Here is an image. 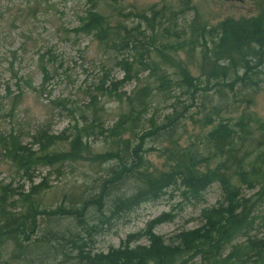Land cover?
Segmentation results:
<instances>
[{"label": "trees", "instance_id": "16d2710c", "mask_svg": "<svg viewBox=\"0 0 264 264\" xmlns=\"http://www.w3.org/2000/svg\"><path fill=\"white\" fill-rule=\"evenodd\" d=\"M80 31L94 32L101 48L117 57L125 77L116 84L135 80L137 87L127 95L118 94L113 82L100 86L107 91L106 97L115 98L123 107L107 129L98 123L101 113L94 108L92 118L86 115L84 124L74 126L68 136L39 130L33 135L34 139L40 137L35 142L39 145L37 152L24 147L19 134L0 135V150L5 152L7 161L26 173L41 163L53 166L89 160L91 164L106 165L105 176L94 195L77 197L70 207L64 204L42 209L39 196L43 188L37 186L26 194L17 193V201H10V186L0 187V264H189L193 255H199L201 264H264V236L251 234L255 219L247 211L246 200H239L237 193L240 184L259 178L258 172L264 165V120L240 112L236 130L228 129L223 122L206 129L222 108L233 102L228 101L227 86L243 83L250 87L255 76L258 78L264 61V15L225 20L221 24V36L212 57L204 56L214 65L209 82L214 80L215 87L221 86L216 92L220 102L211 108L207 101L215 103L214 99L208 95L201 99L198 94L203 85L198 83L201 79L192 75L183 60L161 47L148 46L137 29L120 23L112 26L107 15L95 10L83 19ZM201 36L190 43L196 45L204 39L198 38ZM177 44L186 46L188 42L179 39L165 46ZM254 58L256 61L252 62ZM168 67L175 73L168 72ZM144 72L148 75L141 79ZM229 89L233 96L240 93L234 87ZM250 91L243 90L245 102L250 101ZM158 97L167 102V113L157 120L154 114L146 119ZM199 101L204 102V115L195 118L201 109ZM187 120H192L194 126L200 125V131L185 140L184 134L189 132L184 123ZM96 131L108 147L104 152H94L86 137ZM146 138L161 139V147L156 149L164 157L162 168H150ZM254 153L257 156L251 159L249 156ZM216 181H221L231 196L230 206L221 210V220L210 222L207 229L181 236L182 248L165 244L153 232L163 221L161 217L149 226L148 247L135 245L140 239L138 234L106 252L93 249V237L113 218L136 210L149 199L160 198L173 185L200 193ZM43 214L48 215L52 228L41 227L39 217ZM65 221L68 225L63 230L59 226ZM240 235L247 236L245 242L234 244L226 253L224 248Z\"/></svg>", "mask_w": 264, "mask_h": 264}, {"label": "rangeland", "instance_id": "374dc122", "mask_svg": "<svg viewBox=\"0 0 264 264\" xmlns=\"http://www.w3.org/2000/svg\"><path fill=\"white\" fill-rule=\"evenodd\" d=\"M95 10L107 15L112 26L120 23L128 29H137L140 37L152 49L161 47L183 60L192 75L201 79V82L198 79V83L203 84L198 92L201 99H204V95L214 99L215 103L207 101V106L211 108L220 102L216 92L221 86L215 87L214 80L209 82L214 65L210 58L204 56L212 57L221 36L220 26L225 20L239 21L264 15V0H0L2 137L19 134L23 146L37 152L39 145L35 142L40 137L34 139L33 135L39 130L55 136L62 133L68 136L74 126L84 124L86 115L92 118L94 108L100 110L98 123L103 128H109L117 119L123 109L122 104L113 97H106L107 91L100 86L104 82L108 85L122 81L125 77L123 69L112 51L101 48L94 32L80 31L83 19H87ZM197 36L204 39L193 46L190 42ZM179 39H184L188 44L165 46V43ZM255 61L256 58L252 60ZM168 72L175 73L170 67ZM147 75L144 72L140 78ZM253 80L250 87L239 83L225 88L230 93L228 101L231 99L233 102L228 104V108L223 107L220 115L206 129L223 122L228 129L236 130L235 123L240 112L264 120V61L258 70V78L255 76ZM136 87V81L131 80L122 85L116 84L115 89L118 94L128 95ZM231 87L240 90V93L233 96L229 89ZM248 88L251 89L247 94L250 101L245 102L243 90ZM156 102L149 108L146 119L154 114L157 120L167 113L168 110L164 108L167 102L160 97ZM199 104L201 109L195 118L204 115V102L199 101ZM184 123L189 131L184 134L185 140L199 133L197 127L200 125L194 126L192 120ZM86 137L94 152L108 149L97 131ZM150 139L146 138L150 168H162L164 157L156 149L161 147V139ZM256 156L254 153L249 157L254 159ZM105 168L106 165L91 164L87 160L53 166L41 163L26 173L14 168L7 161L5 152L0 150V187H11L10 201H17V193L26 194L37 186L43 188L39 196L42 209L49 210L64 204L70 207L75 198L94 195L105 176ZM258 176L253 183H239L240 189L236 192L239 200H246L247 211L255 219L251 234L264 236V165ZM196 192L173 185L164 190L160 198L149 199L136 210L113 218L110 224L102 226L99 235L93 237V249L103 253L121 246L130 236L138 234L140 239L135 245L148 247L149 226L153 220L161 217L163 221L154 227L153 232L165 244L182 248L184 241L181 236L203 231L210 226V222L220 221V211L232 202L221 181L208 185L200 193ZM238 205L242 207L241 202ZM47 216L43 214L39 217L41 227L50 226ZM67 222H61L59 227L64 230ZM246 237L240 235L224 248L225 252H229L234 244L244 243ZM188 262L202 263L199 255H193Z\"/></svg>", "mask_w": 264, "mask_h": 264}]
</instances>
